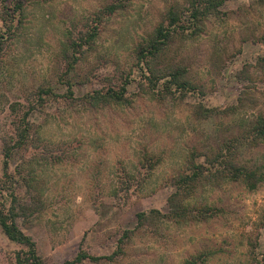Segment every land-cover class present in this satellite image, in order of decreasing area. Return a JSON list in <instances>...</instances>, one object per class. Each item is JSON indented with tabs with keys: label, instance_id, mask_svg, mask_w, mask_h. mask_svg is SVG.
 <instances>
[{
	"label": "rangeland",
	"instance_id": "obj_1",
	"mask_svg": "<svg viewBox=\"0 0 264 264\" xmlns=\"http://www.w3.org/2000/svg\"><path fill=\"white\" fill-rule=\"evenodd\" d=\"M112 1L48 0L26 7L25 26L0 51V176L1 138L12 131L15 117L12 102H22L38 85L54 81L68 27L82 26ZM187 1L129 0L105 19L94 48L78 65L84 82L74 88L76 96L107 89L108 76L116 78L121 69L134 65V47L148 37L166 9ZM222 11L226 14L221 18L205 21L196 38L175 39L167 54V59L188 67L203 93L158 102L143 92L133 70L136 78L127 93L130 105L91 108L51 98L32 116L43 145L64 157L59 162L52 156L45 160V148H31L10 164L11 171L21 164L26 166L24 175L33 171L37 176L45 208L31 222L19 223L35 239L47 264H63L76 255L81 243L92 255L113 254L124 230L135 224L137 212L167 211L169 181L185 167L191 149H214L264 113V75L255 71L264 57V0H229ZM198 102L238 108L229 116L197 119ZM146 154L160 159L151 172ZM240 159L264 170V141L244 146ZM124 170L146 177L143 188L127 202L114 195ZM190 202L223 211L200 222L163 220L152 232H139L124 255L81 264H181L203 251L212 253L207 264H264V181L255 190L242 181L204 183ZM20 247L0 228V264H16Z\"/></svg>",
	"mask_w": 264,
	"mask_h": 264
},
{
	"label": "trees",
	"instance_id": "obj_2",
	"mask_svg": "<svg viewBox=\"0 0 264 264\" xmlns=\"http://www.w3.org/2000/svg\"><path fill=\"white\" fill-rule=\"evenodd\" d=\"M37 1L48 0H2L0 51L5 42L16 36L25 26L28 4ZM127 1L129 0H114L107 3L89 16L82 26L74 24L68 27L60 51L62 66L59 67L57 77L53 82L43 83L32 89L22 102H12L11 108L15 113L12 131L1 138L4 173L0 176V228L8 239L21 246L15 251L16 264H47L38 252L35 239L19 223L20 220L31 222L45 208L37 176L33 171L24 175L26 166L21 164L15 171H11L10 164L17 156L23 155L31 148H45V160L52 156L59 162L64 158L62 155H53L52 148L47 144L43 145L32 119L36 111L49 103V99L54 98L53 101L56 102L66 100L71 104H77L79 101L80 104L91 108L130 105L132 99L127 93L129 85L136 78L133 70L140 76L143 92L158 102H176L191 92L203 93V86L192 79L188 67L167 59V54L175 39H194L202 32L206 20L225 15L222 7L229 0H188L185 3L170 5L148 37L134 47V65L129 70L121 69L116 78L108 76L107 89H94L79 98L76 96L74 88L84 82L79 79L83 75L78 73V65L94 48L104 20L123 9ZM262 41L264 42V36ZM255 71L264 75V57L258 59ZM84 76L85 80L89 81L88 74ZM63 89L65 90L62 91ZM237 108L238 105L232 104L213 107L198 102L194 114L197 119H209L215 116H229L234 114ZM261 141H264V113H259L242 132L232 135L214 149H191L185 167L169 181L172 191L167 199L166 212L158 208L137 212L135 224L124 230L113 254L92 255L83 247L84 243H81L76 255L63 264H81L87 260H113L116 256L126 253L127 246L139 232H152L151 229L156 228L163 220L175 223L200 222L219 215L223 211L222 207L191 203L190 199L204 183L214 185L223 181H242L248 189H257L264 181L263 167L242 162L240 154L244 146L254 147ZM145 160L150 172L160 162L159 158L153 159L150 154H146ZM118 178L114 195L125 202L136 190L142 189L146 182L145 176H136L127 170ZM211 254L207 251L199 252L186 258L181 264H207Z\"/></svg>",
	"mask_w": 264,
	"mask_h": 264
}]
</instances>
